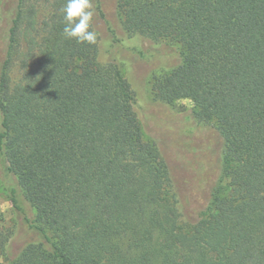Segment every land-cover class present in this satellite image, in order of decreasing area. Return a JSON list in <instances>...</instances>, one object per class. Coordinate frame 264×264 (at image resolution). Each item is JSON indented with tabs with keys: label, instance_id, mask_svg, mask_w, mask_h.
<instances>
[{
	"label": "trees",
	"instance_id": "obj_1",
	"mask_svg": "<svg viewBox=\"0 0 264 264\" xmlns=\"http://www.w3.org/2000/svg\"><path fill=\"white\" fill-rule=\"evenodd\" d=\"M27 1L5 12L0 61V174L14 180L5 189L25 228L0 225V254L11 264H264V0H93L90 30L115 18L113 36L179 53L152 74V95L190 100L219 139L209 188L198 157L194 187L207 196L194 211L163 147L144 138L119 57L63 37L64 0Z\"/></svg>",
	"mask_w": 264,
	"mask_h": 264
},
{
	"label": "rangeland",
	"instance_id": "obj_2",
	"mask_svg": "<svg viewBox=\"0 0 264 264\" xmlns=\"http://www.w3.org/2000/svg\"><path fill=\"white\" fill-rule=\"evenodd\" d=\"M11 0H5L0 11V61L2 50L7 40L10 22L5 20ZM54 0H31L26 3H52ZM104 24L102 20L94 21L100 55L109 59L112 55L119 57L122 73L130 83L134 98V109L141 123L145 139H155L163 147L164 155L170 161L174 181L179 190L181 202L194 211L206 201L205 190L195 189L199 181V158L210 176L209 185L217 175L216 163L219 139L216 132L209 133L206 126L193 118L192 103L180 99L173 104L154 99L152 95V74L166 71L179 62V53L164 42L154 43L141 36L128 35L122 31L113 34L116 19ZM117 23V24H116ZM211 151V153H210ZM216 158V159H215ZM12 178L0 174V215L1 230L4 235L16 233L18 228H25L20 215L14 213L8 199L5 184L13 183ZM23 203V201H22ZM25 205V204H24ZM31 214V213H30ZM12 257L6 252L0 254V264H11Z\"/></svg>",
	"mask_w": 264,
	"mask_h": 264
},
{
	"label": "clouds",
	"instance_id": "obj_3",
	"mask_svg": "<svg viewBox=\"0 0 264 264\" xmlns=\"http://www.w3.org/2000/svg\"><path fill=\"white\" fill-rule=\"evenodd\" d=\"M62 16V35L78 44L93 45L97 33L90 30L96 15L93 0H64L60 9Z\"/></svg>",
	"mask_w": 264,
	"mask_h": 264
}]
</instances>
